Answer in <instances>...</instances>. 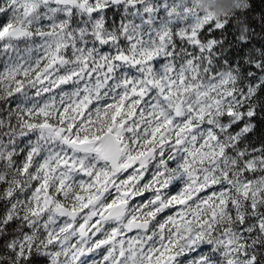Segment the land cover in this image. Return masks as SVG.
<instances>
[{
    "label": "snow or ice",
    "instance_id": "obj_1",
    "mask_svg": "<svg viewBox=\"0 0 264 264\" xmlns=\"http://www.w3.org/2000/svg\"><path fill=\"white\" fill-rule=\"evenodd\" d=\"M214 4L0 0V264H264V45Z\"/></svg>",
    "mask_w": 264,
    "mask_h": 264
},
{
    "label": "trees",
    "instance_id": "obj_2",
    "mask_svg": "<svg viewBox=\"0 0 264 264\" xmlns=\"http://www.w3.org/2000/svg\"><path fill=\"white\" fill-rule=\"evenodd\" d=\"M249 2L252 5L250 30L259 34L255 37L253 43L256 47H261L264 45V33L261 32L262 23L260 17L264 15V0H249ZM0 67H2V65H0ZM257 121V134L252 137L253 143L264 138V111H261L257 116Z\"/></svg>",
    "mask_w": 264,
    "mask_h": 264
},
{
    "label": "clouds",
    "instance_id": "obj_3",
    "mask_svg": "<svg viewBox=\"0 0 264 264\" xmlns=\"http://www.w3.org/2000/svg\"><path fill=\"white\" fill-rule=\"evenodd\" d=\"M233 5V0H215V4L213 7V11L216 14H223L225 12L228 11V9ZM244 9L241 8V11H243ZM252 32L251 37L249 36V33ZM258 33L253 32L252 30H250L247 25L245 24H241L240 25V32L239 34L236 36L237 40H240L242 42L248 41L249 39H251L252 41H254L255 37L258 36ZM258 49V47H257ZM252 55V52L248 49H245V60L248 59L249 56ZM9 264H12V261L9 260Z\"/></svg>",
    "mask_w": 264,
    "mask_h": 264
}]
</instances>
